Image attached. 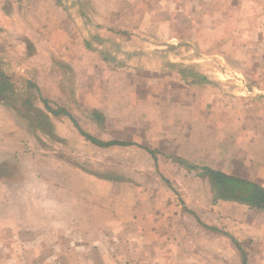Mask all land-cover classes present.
Segmentation results:
<instances>
[{
    "label": "rangeland",
    "instance_id": "rangeland-1",
    "mask_svg": "<svg viewBox=\"0 0 264 264\" xmlns=\"http://www.w3.org/2000/svg\"><path fill=\"white\" fill-rule=\"evenodd\" d=\"M37 1L0 0V58L7 72L19 82H37L42 72V96L55 110L81 114L79 126L98 139L132 145L100 148L67 116L42 120L22 108L28 124L6 107L0 122L24 139L25 151L4 161L0 156V264H242L232 237L247 264H264V209L217 199L210 184L179 163L183 153L207 154L193 149L208 131L230 144L227 157L253 162L246 169L235 165L232 173L250 179L237 178L258 184L264 177V21L253 17L256 8L242 3L234 17L230 0H55L51 12L42 5L36 11ZM245 10L247 20L238 19ZM44 12L55 22L36 36ZM62 25L68 35L58 33ZM30 35L44 49L58 45L51 67L46 49L25 60L34 51ZM196 73L208 83L194 84ZM35 106L45 110L39 99ZM199 129L205 130L196 137ZM6 136L3 129L0 141ZM142 147L157 151L159 170ZM63 173L69 186L88 192L86 233L108 237L93 241L105 250L102 256L87 254L94 249L90 241L62 240L77 228L60 234L63 226L47 216V189L61 185ZM98 202L101 211L94 208ZM230 202L241 205L247 220L235 217ZM71 209L74 216L84 213ZM120 224H128L129 233L114 237L129 238L109 240L104 231Z\"/></svg>",
    "mask_w": 264,
    "mask_h": 264
},
{
    "label": "crops",
    "instance_id": "crops-1",
    "mask_svg": "<svg viewBox=\"0 0 264 264\" xmlns=\"http://www.w3.org/2000/svg\"><path fill=\"white\" fill-rule=\"evenodd\" d=\"M236 2L239 3V5H238L239 7L235 6L234 3H236ZM229 3H232L230 5L229 9L232 11L233 16L235 15L234 11L236 9L239 10V8L241 9L243 6L242 3H244L245 5L248 4V5L254 6L256 8V12L255 13L252 12L253 17H255V18L257 17V19L261 18L264 21V0H230ZM36 5H38V9H35L36 11L42 10L43 9L41 7V5H42L45 8L48 6L47 9L48 10L51 9L49 11L53 12L54 11L53 6L56 5V3H55V0H38ZM49 5H50V7H49ZM246 12L247 11L245 10L244 11L245 16L243 13H242V15L239 14L238 19H246L247 20L248 17L246 15ZM44 14L46 15V17H44V18H46V20L42 23V25L40 27L38 26L39 24L36 26V27H39V31H36V29H34V31L37 32L36 36L41 35V34L44 36V34L46 33V30H44V27H46L47 25L52 27V25H53L52 23L55 22V20H53L52 18H50V19L48 18V15L46 12H44ZM248 15L250 16V13ZM60 16H62V20L64 22L65 17H63V16H65V15L60 14ZM50 17H52V16H50ZM66 18H68V17H66ZM48 19L50 21H48ZM246 20L244 22H240V25L247 24ZM46 21H48V22L45 23ZM238 24H239V22H238ZM57 29H58V33H60L62 35H68V33H70L68 29H67L68 31L65 30V25H62L61 27H59ZM26 40H28L30 44H33V47H34V51L32 53H28V55L26 54L27 59H25V60L28 63H30L32 60H37L38 57H41L42 55H40L39 53L44 52L45 49L48 53L47 58H46V61H47L46 63H48L47 66L51 67V65L55 63V59H54L55 56L54 55H56L55 52L57 50L56 47L58 45L52 44L50 42V43H48V47L46 46V48L44 49L43 45L38 44L34 40V37H32V35H30L28 37L26 36ZM62 46H64V44H62ZM41 73L42 72H40V73L37 72V83L40 80V74ZM38 85L40 86V89H41L42 88L41 85L39 83H38ZM42 91L43 90L41 89V92ZM6 107H9V106H6V105L0 103V113H4ZM68 112L72 115V117L75 120L80 121L79 123L81 124V122L83 120V116L81 114H80V116L82 118L80 116L76 117L69 110H68ZM3 129L5 131V136L6 135H11V136H9L10 137L9 139L7 138V136L2 138L3 142L0 141V156H2L1 161H4L10 155H13L15 153H16V155H18L17 154L18 152H19V155H21L22 153H20V152L25 151L24 150V139L22 137H19V135L17 136L16 134H14V129H12V127H9V125H7V123L5 124L3 122H0V133L2 132ZM54 129H55V127L53 126V131H54ZM203 130H205V129L197 130L195 133L196 137H199L200 132ZM202 134H203L202 139L204 140L206 138L207 139L206 142L202 143L203 140L201 142H198L196 149L194 148L195 150L193 149V151H195V152L202 151L203 152L206 150V151H208L207 154L204 155L201 159H199V158L196 159V158H194V155H192V152H191V156H188L187 153H183V154H180V156H183V160H185L184 158L187 157L190 160L194 161L196 164H199L201 166L209 167V168L221 171L225 174H228V175H231L234 177L238 176V177L248 179V175H246L244 177L241 175V173L239 171H238V173H235V174L232 172H233V170H235V165L238 166L237 167L238 169H244V168L246 169L249 166H252L253 162H246L247 161L246 159H244L245 160L244 161L242 159L244 157H242L241 155L239 156L240 160H238V162H236L235 159H232L231 157H227L229 155L226 156V154L228 153V149H230V144H225V143H221L220 141H217L215 138V135L209 133L208 131H206V133H202ZM59 141H60V138H59ZM178 142L182 143V139L178 140ZM193 142L194 141H192V143ZM191 144L189 146H191ZM8 146H11V149L8 150L6 148ZM1 148H4V149H1ZM5 148L8 151H6ZM148 148L152 149L150 147H148ZM152 150H155V149H152ZM215 152L223 153V155L220 158H218L217 156H214ZM153 160H154V158H153ZM161 162H162V159L159 158V156H157V162L154 160V165H155L157 170H159L160 165L162 164ZM261 165H262V160L257 159V161H254V167L259 168ZM169 168L170 167L168 165L165 166V169L167 171L172 172V171H170ZM231 169H232V172H231ZM234 172H236V171H234ZM63 174L64 175H62V180L60 183L61 185L49 186L47 189L48 193L50 194L49 198H51V200H48V202L46 204V209L48 210L47 216L52 221V224L57 223L58 225L63 226V228L58 231V233H60V234L66 235L65 231H67V229L69 227L77 228L76 233H71L72 238L71 237H65V238H62V240H64V241L76 240V241H80V242L90 241L91 243H93L94 249L86 251L87 254L89 253L91 256H94V257H98V255L102 256V254L104 253L105 250L100 245L97 246L96 244H94L93 241H100L101 242V241H104L103 238L108 239V237H102V234H103L102 231H100L101 237H96V235L91 236L90 233H86L87 229L85 226H87L88 224H87V221L85 218L86 215H84V214L86 213L88 208L86 205L87 200H86V198H85V200H83L84 199L83 197H86L88 192L86 191V193H83L79 187L78 188L80 190L78 188L69 186L68 181H67L68 176H66L65 173H63ZM58 176L61 177V175H58ZM202 181L207 183V184H210V181L208 179L202 178ZM257 181H258L257 182L258 184L264 186V177L261 179H258ZM210 186H211V184H210ZM24 189H25V187H23L21 189L20 188L16 189V192H18L17 194H20V192H22ZM43 190L44 189H41L42 192H43ZM91 194H93L95 197L97 196L94 193H91ZM2 203L5 204L6 202H2ZM231 204H233V207ZM229 206H230V208H232L233 212H235V213L237 212L240 214L238 216L239 220H247L248 214L241 211V208H240L241 205L240 204L230 202ZM30 207L34 208L33 205H30ZM72 207L73 208L77 207V209L81 210L84 213H79L77 216H74L70 212V210H72L71 209ZM1 208H2V206H0V209ZM94 208H96V209L99 208L98 211H101V210H103V205L101 202H98L96 204V206H94ZM190 209L195 211V209H193L192 207H190ZM190 209H188V210H190ZM98 211H96L94 214H91V215L97 214ZM195 212H197V211H195ZM237 213L235 214V217H237ZM72 216H74V217H72ZM95 219H96V217H95ZM99 219L101 220V218H99ZM15 220L17 222H22L23 224H30V223L23 222L22 218L15 219ZM99 223L101 224V222H99ZM152 228L153 227H151V231L153 230ZM127 229H128V224L113 225V226H111V229L109 231L110 233H107V231H104V232H106V233H104V235L107 236L108 234H110L111 238L109 237L110 238L109 240H112V241L113 240L114 241H124V240H127L129 237L121 238V237H114V235L121 236L123 234H127V233H129V230H127ZM111 257H112V254H111ZM130 264H139V262L138 261H130Z\"/></svg>",
    "mask_w": 264,
    "mask_h": 264
},
{
    "label": "trees",
    "instance_id": "trees-1",
    "mask_svg": "<svg viewBox=\"0 0 264 264\" xmlns=\"http://www.w3.org/2000/svg\"><path fill=\"white\" fill-rule=\"evenodd\" d=\"M106 59V57H105ZM9 64L6 63L5 60L0 58V103L6 106L13 108L18 112L24 119L30 121L27 115L22 114L21 109L25 108L26 110L36 111L39 113L42 120L49 119L50 116L60 117L67 116L71 119L75 127L78 129L79 133L92 144L100 147V148H111L114 146H129L131 143H123L119 141H104L98 139L91 135L90 133L84 131L78 124V122L72 117V115L68 112V110L64 107H59L55 110L51 102L48 99H45L42 96V92L40 86L33 79H24L19 81H15L14 78L9 75L6 70V66ZM195 76L198 81H193L194 84L197 83H208V77L196 73ZM42 102L45 110H40L35 106V101ZM97 115L98 113L95 112ZM100 115V113H99ZM98 116V115H97ZM99 117V116H98ZM31 127V126H30ZM147 152H149L154 160L157 162V151L149 149L147 147H142ZM180 160V159H179ZM180 164L185 165L188 170L195 171L198 177L208 179L210 181L212 190L216 193L217 199L224 200H234L249 206H254L259 209H264V186L249 182L247 180H243L241 178L233 177L228 174H225L221 171L209 168V167H201L198 165H194L191 163H187L186 161L180 160ZM252 190V194L249 197H245L244 195H238L239 191H243L244 193H248ZM194 217L199 221L200 219L197 215L188 210ZM239 249L242 255V264H247V255L244 249L238 244L237 240L233 237L231 238Z\"/></svg>",
    "mask_w": 264,
    "mask_h": 264
},
{
    "label": "water",
    "instance_id": "water-1",
    "mask_svg": "<svg viewBox=\"0 0 264 264\" xmlns=\"http://www.w3.org/2000/svg\"><path fill=\"white\" fill-rule=\"evenodd\" d=\"M252 194V190H250V192L248 193H244L243 191H239L238 195H244L245 197H249Z\"/></svg>",
    "mask_w": 264,
    "mask_h": 264
}]
</instances>
